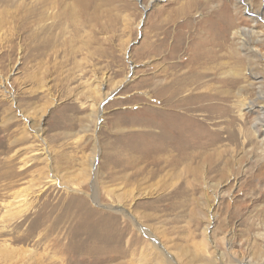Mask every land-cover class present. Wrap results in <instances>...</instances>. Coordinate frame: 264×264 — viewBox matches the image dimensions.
<instances>
[{"label": "rangeland", "instance_id": "rangeland-1", "mask_svg": "<svg viewBox=\"0 0 264 264\" xmlns=\"http://www.w3.org/2000/svg\"><path fill=\"white\" fill-rule=\"evenodd\" d=\"M0 264H264V0H0Z\"/></svg>", "mask_w": 264, "mask_h": 264}, {"label": "bare ground", "instance_id": "bare-ground-1", "mask_svg": "<svg viewBox=\"0 0 264 264\" xmlns=\"http://www.w3.org/2000/svg\"><path fill=\"white\" fill-rule=\"evenodd\" d=\"M5 1V0H4ZM11 2V1H10ZM50 3L51 2H46V1H43L42 3H41V6L40 7H38V5L36 6V5H34V7H36V9H33V8H31V13H33L32 15H35V16H39V17H41V15H42V12L46 9V8H49V6L48 5H50ZM85 3V2H84ZM41 13V14H40ZM39 20H41V19H39ZM29 22V21H28ZM179 28V27H178ZM31 30V29H30ZM155 46H156V48L154 47V49H153V54H154V56L156 57V59L158 58V57H160L161 56V54L159 53V49H158V44H155ZM192 49V48H191ZM218 49V48H217ZM187 50V49H186ZM173 51V50H172ZM178 51V50H177ZM180 51V50H179ZM190 51V50H189ZM207 51V50H206ZM155 52V53H154ZM174 52V51H173ZM194 52V51H193ZM166 53H167V51H166ZM165 53V54H166ZM209 53V52H208ZM176 54V53H175ZM213 54V53H212ZM181 55V54H180ZM215 55V54H214ZM171 56V55H170ZM191 56V55H190ZM202 56L203 55H199L198 53H196L195 54V56H193L192 57V60H193V62L195 61V62H199L200 60H202ZM208 56H209V58H211L212 59V57L213 56H211L210 54H208ZM177 57V56H176ZM185 57V56H184ZM165 57H164V55H163V59H164ZM181 58V57H180ZM205 58H207V57H205ZM176 59V58H175ZM186 59V58H185ZM168 62V61H167ZM166 62V63H167ZM201 62V61H200ZM207 62H209V61H207ZM202 63V62H201ZM211 63H213V62H211ZM170 65H173V63L172 64H170ZM174 66V65H173ZM178 67V66H177ZM176 67V68H177ZM198 67V66H197ZM155 68L157 69L156 71H158V69H159V65L157 64V65H155ZM171 68V67H170ZM185 68V67H184ZM216 69V68H215ZM202 71V70H201ZM162 72H166V69H164V71H162ZM190 72V71H189ZM159 73V72H158ZM170 73V72H169ZM172 73V72H171ZM185 73H187V72H185ZM191 73H193V72H191ZM195 73V72H194ZM161 76H160V74H156V76H155V81L158 79V78H160ZM188 74H185L184 76H182V77H180L179 78V80H180V87L178 88L177 87V89H173V87H175V86H177V85H175V80L174 81H170L169 83H167V85L165 86L164 84V86L166 87V88H168V89H170V91L169 92H171L173 95H172V97H174V95H176V93H180L181 91H183V88L185 87V84H187L188 83V85H189V82H188ZM154 79V78H153ZM169 79V78H168ZM163 80V79H162ZM164 82V81H163ZM162 84V83H161ZM159 86H160V84H157V82L155 83V91H154V93L155 94H160L162 91L159 89ZM186 89V88H185ZM175 93V94H174ZM166 94V93H165ZM166 96V95H165ZM162 97H164V96H162ZM176 97V96H175ZM175 99V98H174ZM128 152V151H127ZM54 224V223H53ZM54 226V225H53ZM156 245V244H155ZM169 257V256H168Z\"/></svg>", "mask_w": 264, "mask_h": 264}]
</instances>
